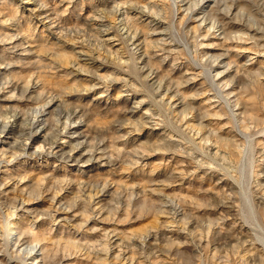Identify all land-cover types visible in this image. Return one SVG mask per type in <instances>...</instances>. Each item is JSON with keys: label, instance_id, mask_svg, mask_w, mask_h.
Returning <instances> with one entry per match:
<instances>
[{"label": "rangeland", "instance_id": "rangeland-1", "mask_svg": "<svg viewBox=\"0 0 264 264\" xmlns=\"http://www.w3.org/2000/svg\"><path fill=\"white\" fill-rule=\"evenodd\" d=\"M21 1L0 0V264H264V0Z\"/></svg>", "mask_w": 264, "mask_h": 264}, {"label": "bare ground", "instance_id": "bare-ground-1", "mask_svg": "<svg viewBox=\"0 0 264 264\" xmlns=\"http://www.w3.org/2000/svg\"><path fill=\"white\" fill-rule=\"evenodd\" d=\"M213 0H204L203 2V7L207 8L210 3ZM23 3V5L25 7L29 6L31 4L30 0H22L21 1ZM202 8V7H201ZM210 8V7H208ZM207 11V10H206ZM142 15V14H141ZM96 16V15H95ZM94 18V17H93ZM91 19V18H90ZM113 22V21H112ZM156 35H161V32H157L155 33ZM164 34V33H163ZM105 40L113 45H116L117 43L114 42V37L111 36L108 32L105 33ZM79 50V49H78ZM82 56L83 61H88L87 57L85 56L86 54L81 53L80 54ZM81 58V57H80ZM84 61V62H85ZM95 64V63H94ZM264 79V78H263ZM262 81V80H261ZM131 99V98H130ZM139 106V105H138ZM45 113L41 112L40 110H37L36 114L34 115L33 119H32V123L34 124L35 128H36V132H35V136L36 137H43L46 133V126H45V118H44ZM21 117V116H20ZM9 119V118H8ZM78 125L76 123L72 124V125H68L65 126V130L63 131V133H65V135H63V138H67L69 140H74L76 139L79 135V127H77ZM68 140V141H69ZM67 140L62 141L61 144L57 145L58 151L59 150H63V145L65 144ZM8 145V137L4 134L3 130H0V147H5ZM84 147V146H83ZM42 150V149H41ZM73 150V149H72ZM71 150V151H72ZM39 150H35V153H38ZM68 156V160L72 162V165H74L76 162L80 161L83 162V165H90V162L93 161L94 159H92L91 157H86L85 153H81L79 155H77L76 153H69L67 154ZM85 158V159H84ZM94 158V157H93ZM99 159V158H98ZM96 159V161L98 160ZM255 218V217H254ZM13 234H15V232L13 231ZM262 240V239H261ZM38 249V248H37ZM38 253L34 252L32 255V258H35L36 255ZM42 255V254H41Z\"/></svg>", "mask_w": 264, "mask_h": 264}]
</instances>
